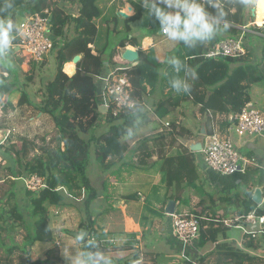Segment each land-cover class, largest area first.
I'll list each match as a JSON object with an SVG mask.
<instances>
[{
  "label": "trees",
  "instance_id": "trees-1",
  "mask_svg": "<svg viewBox=\"0 0 264 264\" xmlns=\"http://www.w3.org/2000/svg\"><path fill=\"white\" fill-rule=\"evenodd\" d=\"M90 1L95 7L92 13L86 17L80 12L74 17L63 11L56 3H51L50 0H11L10 9L5 8L8 0H0V16L10 17L14 23L13 10L19 6H26L21 12L30 15L41 13L45 8L50 9L49 32L53 37L62 39V44L55 56L56 72L53 78L38 90L40 100L37 104L30 100L26 89L19 84L17 71L4 66L0 59V67L3 70L0 71V100L5 94H11L19 88L18 104L32 105L40 113L48 114L59 133L55 146L48 143L39 146V153H34L31 157H29L30 150L35 147V144L24 136L18 137L19 149H15L12 144L8 147L0 146V180L3 182L8 180L11 185L0 196V264H68L60 256L57 245L48 247L41 259H31L30 250L36 242H50L53 239L50 228L51 207L73 205L66 200L70 198L82 200L87 209L90 205L92 206L97 191L91 184L88 169L91 161V146L94 150V161L103 171L116 163L142 169L159 166L167 186L185 182L187 185L196 187L195 180L198 174L195 152L183 147L174 154L166 155L164 152L166 136L163 135L145 137L134 147L128 148L127 144L121 142V138L126 134L127 129H134V126L139 124L144 117L143 112L132 113L124 109L116 116L111 115V108L105 113L100 112L101 99L97 95L96 77L100 74L105 61L113 66L119 64L118 62L127 64L120 58L117 46L123 47L126 42L136 46L137 41L135 37L126 38L113 44L109 50L108 44L105 43L91 53L88 44L95 46L99 40L98 27L94 20L100 16V10L95 6L96 0ZM69 2L72 5L76 0H69ZM218 2L223 4L228 12L230 27L226 31L230 35H236L240 30L236 27L244 24L245 0H218ZM141 14V8H139L134 15L124 20L128 25L129 21L139 19ZM251 21H254V18ZM70 29L72 32L69 34ZM251 29L254 31L263 29L261 33L264 34V28L253 25ZM218 41L219 36L216 35L205 47L204 44L194 49L184 46L187 56H181L179 59L187 66L189 74L187 80L191 90L181 94L182 97L190 98L201 113L210 112L228 116L225 125H221L225 128L230 123L229 116L235 115L250 100L249 89L252 84L264 78L259 69L260 62L253 63L250 52H245L244 55L234 59L223 56H204ZM76 54H80L81 58L76 65L75 73L68 75L63 71V65ZM261 54V59L264 60V39ZM148 58L149 52L139 50L138 64L130 67L123 65L124 67L120 69L115 67V73L125 72L128 75L132 85V98L140 106L144 79H150L151 76L146 74ZM28 63L29 69L24 73L26 81L32 80L35 65L40 64L32 59H29ZM4 71H6L5 74ZM182 73L185 77V73L183 71ZM10 75L14 78L8 79ZM101 90H104V87ZM169 96L171 97L172 94ZM161 105L157 106L155 111H160V114L164 115L168 112V108ZM100 115L103 121L109 124L108 129L99 135L90 134L87 139L81 137L78 123L81 122L80 129L85 132L92 126V119L91 121L87 119L92 117L95 122H98ZM179 129V131L183 130V128ZM153 156L156 159H153ZM109 157L112 158L107 164L108 161L106 163L105 160ZM30 175L40 177L43 186L37 190L27 188L23 179ZM19 180L23 182V195L27 199L25 207L17 197L16 185ZM251 190L252 187L246 186L245 193L236 192L215 198L212 193L197 187L201 198L198 206L190 213L197 218L199 224L197 246L203 248L209 243L215 244L217 260L223 264H259L262 261L260 256L250 254L247 249L261 251L264 247V233L255 238L249 234L245 235L243 248L235 247L225 241L230 228L243 224V218L248 212L254 210L256 214H262L251 199ZM127 198H133V196L128 195ZM169 198L177 200V197L169 195L164 202ZM233 218L237 220L231 226L223 224V220ZM19 229L24 233L21 240L17 241L15 238ZM135 234H124L126 237L118 241L120 249L126 251L125 255L129 253L127 249L133 252L137 250L138 240ZM92 235L98 237L100 234L90 228L88 240L105 257L111 259V254L118 252L117 249L109 251L101 249L106 248L108 244L118 242H108L99 246L91 240ZM16 252L22 254L18 262L12 259ZM181 264L192 263L184 260Z\"/></svg>",
  "mask_w": 264,
  "mask_h": 264
},
{
  "label": "crops",
  "instance_id": "crops-1",
  "mask_svg": "<svg viewBox=\"0 0 264 264\" xmlns=\"http://www.w3.org/2000/svg\"><path fill=\"white\" fill-rule=\"evenodd\" d=\"M51 3H56L63 11L68 13L69 15H72L74 17L78 16L80 14L81 9L83 6L82 0H76V2L72 5H70L69 0H50ZM79 2V3H78ZM96 4V7L100 10V16L96 18L95 23L98 27V19L104 18V26L107 28L109 24H114L117 26V24L120 22L121 26L119 29H127L129 30V35L126 36L127 39L131 37H135L137 41V45H131L129 42H126L125 46L120 47L117 46L118 49H123L126 47H132L134 49L143 50L146 52H149V58L146 60V62L149 64L148 67L146 66V74H150V79H144V87H143V97L141 99V111L143 112V119L139 122L137 126L145 125V123H149V120L151 118V114L154 116L151 120L153 124H157L160 126V129L157 132V135H163L166 136L164 139L165 142V148L164 152L166 155L174 154L178 150L182 149L183 147L188 148L196 141L202 140L204 136L209 133L212 129V124L217 123L219 125V128L221 132L225 133L227 127H222L221 125H225V121L228 116L221 115V114H212V113H201L199 111L198 106H195L192 103V100L190 98L182 97L183 92L177 93L175 92L169 84V81L173 78H175L177 75L183 77V73H175L172 66L168 63V59L171 57V55L168 52H165L164 50H158L155 48L156 41L153 38V33L149 32L144 34L141 39L136 36V30L131 29V23L138 21L143 18L145 14H147V10L142 6V0H96L94 2ZM82 5V6H81ZM125 5H130L131 7V14H127V17H131L134 15L139 8H141V17L139 19L129 21L128 25L126 24V21L121 17L118 12L125 10ZM26 6H19L13 10L14 18H15V24H17L23 17L29 15V13L21 12L22 9ZM111 7V9H110ZM77 9V15L73 12H71V9ZM95 8L92 6L89 10V14L92 13V9ZM103 8V9H102ZM50 10V9H49ZM250 11V8H248V13ZM247 8H244L243 14H244V20L247 19L246 15ZM120 18L122 20L120 21ZM251 20L248 22H245L243 25H249L251 24ZM242 25H238L236 28L240 29L239 32L236 34H241L244 32V35L252 34V39H256L259 37V42L256 44V46L249 44L245 47L246 52H250L252 54V62L256 63L259 61V69L260 72L264 78V60L261 59V46L264 39V34L261 33V30L254 31L251 29V26H247L244 30L241 29ZM264 27V26H263ZM99 28V27H98ZM118 29V30H119ZM115 31V30H114ZM158 34H160V31H158ZM153 35V36H152ZM218 35V34H217ZM223 35L219 36V40L229 36ZM122 38L118 41L126 39ZM60 42H62L61 38L56 37ZM117 41V42H118ZM150 41V42H149ZM255 41V40H254ZM115 42V43H117ZM149 42V44H148ZM114 43V44H115ZM210 42L204 43V47L207 46ZM148 44V45H147ZM88 47H95L93 44L89 43ZM120 47V48H119ZM155 49V50H154ZM211 49V48H210ZM209 49V50H210ZM95 51V50H94ZM119 51V50H118ZM19 51L13 50L9 56V62L11 65V69L15 70L16 67H19L20 64L23 63V60L17 56ZM93 53V52H92ZM51 55V54H50ZM56 56V52L54 53V57ZM187 54H184V57H186ZM16 57V59H15ZM22 57V56H21ZM49 58V57H48ZM70 62V61H69ZM128 63V62H127ZM139 61L137 62V64ZM118 66L123 65H111L108 64V62H104L103 68L100 71V74L96 77V85L101 84L102 88L105 82V79L107 77H110L111 73L114 71V68ZM132 66L130 63L127 64V67ZM1 68V67H0ZM76 71V69H75ZM73 72V74L75 73ZM189 74H187L186 79L188 78ZM98 79V82H97ZM101 87V86H100ZM24 88V87H23ZM25 89V88H24ZM19 91V88L17 89ZM172 94L170 97L169 95ZM99 98L101 99V103L99 106L103 105L105 101L103 90H100L99 93H97ZM179 99L177 100V96ZM5 94L3 97L8 101L6 103L7 110L10 107V110H8L7 114L2 118L3 122L6 124L3 127H11L8 126L7 123H11L16 119V114H14L17 110L18 102L10 101L12 99L9 98V96ZM249 96H250V102H252L255 106L258 108L264 109V80L255 82L252 84V86L249 89ZM29 97V96H28ZM171 98V99H169ZM178 102V104H177ZM161 104L167 106L168 112L164 115L160 114V111H155L157 106H162ZM27 104L20 105L26 106ZM27 107V106H26ZM151 112L149 113L148 110L151 109ZM188 109H191V111H188ZM6 110V111H7ZM104 111V110H103ZM100 111L102 113H105V111ZM12 115V116H11ZM192 117L190 121H188L187 117ZM171 117V118H170ZM169 118L166 121H163L162 119ZM186 119V120H185ZM184 120L188 124H184ZM207 120V123H206ZM32 122V121H31ZM29 122V123H31ZM168 122L169 126H166L165 123ZM30 124H27L28 127ZM202 125L204 126V130L206 134L203 136L200 131ZM222 127V128H221ZM11 128H15L12 126ZM31 128V127H30ZM179 128H183V130L179 131L180 134L183 133L184 139L179 142H181L178 146H173L174 143L170 144L169 142L166 143V139L170 137H176V135L173 133L174 130ZM16 129V128H15ZM139 134V133H138ZM18 136V135H16ZM233 142L235 143L236 147L238 148L240 154L246 158L249 159V162L240 163L241 170L234 174L232 176L231 180H228V177H225L223 175L214 173L207 169L203 163L202 160V153L195 152V160L198 161L199 165L197 168V178L195 180L196 187H192L191 185H187L185 182L181 183L180 185L172 184L167 186L164 181V175L162 170L159 168V166H155L149 169H139V177L137 178V173L133 170H129L126 166L127 165H121V163H116L115 165H110V167H107L106 170H104L103 178L100 181L99 188L95 189L97 191L96 196L94 197L92 201V223L94 222L95 217L97 216V222L93 223V229L99 228V231L108 232V230H112L113 228V216L114 215H123L124 219L126 220V223L131 219L132 225L131 227H125L123 232H126L125 235H128V233H136V239L138 240L137 244V251L141 254H133L134 256L132 259L127 260L126 264H181L183 261L177 260V253L180 252V254L184 255L185 259L191 261L192 264H196L194 262L195 258L202 256V254H198L200 249L194 245L191 241L185 242L182 247L183 251H180V249H177V246L179 243H182V241L176 237V235L173 233V229L171 226V216L169 214H166L164 209L165 205L168 202V200L173 198H169L166 202L165 198L169 195H172L174 197H177V200L175 201V210L174 213H180V210L186 211L188 210L190 213L192 209H194L196 206H198V202L200 201L199 194L197 192V187H201L205 192L207 193H216L217 196L220 195H228L230 194L229 186L231 187V181L233 185L239 184L241 182H244L247 184V187H252L250 196L252 195L253 189L255 187H260L262 189V200L257 205V209L262 211V214H264V132L262 134L256 135L254 137L250 138H240L236 134L231 133L230 134ZM145 137H153L150 135H145L143 137H137L136 140H133V146L131 145L130 148L134 147V145H137L139 140L144 139ZM179 138H176L178 140ZM173 140V138H172ZM123 141V137L121 138V142ZM170 146H173L171 150L173 152L171 153L168 151ZM128 147V148H129ZM193 152V151H191ZM112 157H109V161H111ZM153 159H156L155 156H153ZM129 166V165H128ZM191 191V192H190ZM128 195H132L133 198H127ZM197 198V199H196ZM186 200V202H184ZM68 206H70L68 204ZM183 207V209H182ZM192 207L191 209H189ZM59 208V207H58ZM57 210V208L55 209ZM54 213V212H53ZM160 213V214H156ZM52 215V214H51ZM139 215V217H143L144 219L147 218L146 215H153L158 217V221L160 217H165V220L160 223L159 225H156V221L152 222L153 224H147L150 226H154V228H150V232L153 234H158L160 237V240L163 241V245L169 248L172 251L164 252L162 249H156V245L153 244V247H148V244L150 242H146L145 235H148L146 229L148 226L144 222H140L136 216ZM163 215V216H159ZM123 219V220H124ZM136 219V220H135ZM124 220V222H125ZM151 220V218H150ZM228 220V219H225ZM224 221V220H223ZM225 225V223L223 222ZM232 225V224H231ZM230 226V225H226ZM241 226V227H240ZM102 227V228H101ZM155 227H157L155 229ZM237 228H242L241 232L244 236L243 239L245 241L246 237L245 235H248V230H254L253 227L245 226L244 224H241L239 226H236ZM233 226L230 228L228 232L231 231ZM94 229V230H95ZM154 230V231H153ZM146 231V232H145ZM227 232V237L225 241L229 242L230 235ZM244 232V233H243ZM124 235V236H125ZM121 237V238H124ZM126 237V236H125ZM59 242V251L62 258L69 264L68 260L65 258L64 254L67 255L66 248H64L63 244V235L60 237ZM55 237L53 235L54 240ZM56 240V239H55ZM43 242L48 247L52 245H56L55 242ZM65 240V239H64ZM222 239H220L221 241ZM142 241V242H141ZM41 244V246H44L42 242H36L35 248L38 247L37 244ZM61 243L63 244V247L61 246ZM33 245V249H34ZM215 246V244H213ZM238 247V246H235ZM244 244L242 247L243 248ZM215 249V247H214ZM35 250V249H34ZM122 250V249H120ZM69 251H74L73 249H70ZM130 253L133 250H128ZM250 254L258 255L262 258L264 255H259L264 253V247L261 251L258 252V250H248ZM144 252V253H143ZM184 252H186L184 254ZM262 252V253H260ZM127 253V255L129 254ZM203 257V256H202ZM261 264V262H259ZM264 264V262H263Z\"/></svg>",
  "mask_w": 264,
  "mask_h": 264
},
{
  "label": "rangeland",
  "instance_id": "rangeland-1",
  "mask_svg": "<svg viewBox=\"0 0 264 264\" xmlns=\"http://www.w3.org/2000/svg\"><path fill=\"white\" fill-rule=\"evenodd\" d=\"M254 2H255V0H245V7L244 8H247V13H248V8L251 9V7L254 5ZM83 6H84L83 8H85V10L81 9L80 12L87 17V16H89V10L92 7V2L90 0H84ZM95 6H96V4H95ZM110 9H111V7H110ZM71 12H73L77 15V9L73 8V9H71ZM246 17H247V19L244 20V23L248 22L254 18L250 11H249L248 15H246ZM95 20H96V18H95ZM121 20H122V18H120V21ZM97 22L99 25L98 26L99 27L98 28V39L99 40H98V44L95 45V47H92V48L89 47L91 49V53L92 52L94 53L95 52L94 50L96 48H100L105 43L108 44V50H109V48L115 42H117L119 39L125 38L130 33L129 30H127L126 28L125 29H123V28L119 29L121 26L120 22L117 24V26H115L114 24L113 25L109 24V26H107V28L104 26V23H105L104 18L98 19ZM260 27L264 28L263 26H260ZM132 28H133V30L137 31L136 36L140 39L146 33H149V32L153 33L154 36L153 35L152 36L156 41L155 48L158 50L161 49V50H164L165 52H168L171 55V57L179 58L181 56H184V54L186 52V49L184 48V46L177 44L175 42L169 41L166 38V36H164L163 34H158V31H160L159 24L155 20L154 17H151L148 14H145L142 19L135 21V22H132L131 23V29ZM71 32H72V30L70 29L68 33L70 34ZM242 33H244V32H242ZM69 34H68V36H69ZM227 34H229L227 31H222V32L218 33V36H223V35H227ZM252 36H253L252 34H247V35L243 34L242 35L243 43H244L245 47L248 44H249V46H251V45L256 46V44L259 42V40H258L259 37L256 40V39H252ZM117 49H118V47H117ZM118 50H119L118 54H120L121 50L120 49H118ZM18 55L19 56L16 55V57H18L19 59L21 58L23 60V63L20 64L19 67H16V69H15L17 71V78H18L17 80H18L19 84L26 89L30 100L34 104H37L38 101L40 100L39 95H38V90L43 88L45 83L47 81L51 80L53 78L55 72H56V60L54 57V52L50 56H48L49 58L47 60H45L44 62H42L40 64L35 65V68L33 71V78L30 81H26L25 75H24L25 71L27 69H29L27 67V65L29 64L28 63L29 57L22 52L18 53ZM16 57H15V59H16ZM70 62H71V60H70ZM1 63L6 67L11 68V65L9 62V57L7 59H1ZM118 63L119 64H117V65H125L126 67L128 64V63L127 64H121L122 62H118ZM38 65H40V66H38ZM118 68H122V66H118ZM1 70H2V68H0V71ZM63 71H64V65H63ZM5 73H6V71H4V74ZM65 73H67V72H65ZM67 74L72 75L73 73L72 74L67 73ZM94 77H96V76H94ZM11 78H14V76L10 75L8 77V79H11ZM107 79H109V77H107L105 79L104 84L106 83ZM97 82H98V79H97ZM101 89H102V85L98 84L97 85V91H98L97 93H99ZM8 96L10 99H12L10 101H13L14 103H16L15 101H17V102L19 101L20 92L15 91L11 94H8ZM26 106L20 107V105H18L17 110L14 113L17 116L16 119H14V121H12L11 123H7L8 126H11V127L14 126L16 128V130L18 131V134H17L18 136L10 137L9 145L12 144L15 146V149H19L20 144L17 143L19 136H24L27 139L32 140L35 144V147L32 150H30L29 157H31L34 153H39V149H38L39 146H43L47 143L51 146H55L57 144V138L59 137V133L56 130L54 123L48 114L40 113L32 105H26ZM8 110H10V107ZM8 110L6 111V114H7ZM151 110H152V108L149 109L148 112L150 113ZM188 111H191V109H188ZM101 117H102L101 115L98 117V118H100V120H98V122L97 121L95 122L92 117L87 119L88 121H91V119H92V126H91V128L87 129L85 132L81 131L82 130V129H80L81 122H79L78 123V129L80 130L79 131L80 136L87 139L90 136V134L99 135V134L103 133L104 131H106L109 127V124L107 123V121H103V119ZM153 117L154 116L151 114V118L149 120V123H145V125L141 124L140 126H137V125L134 126V130H135L134 135L128 136L125 134L124 136H122L123 142L125 144H127L128 147L129 146L131 147V145L133 146V143H134L133 140H136L137 137L141 138L145 135H150V136L157 135V132H159L158 130L160 129V126H158L157 124L151 123L152 122L151 119ZM191 118L192 117L188 116L187 117L188 121H190ZM168 119L169 118H165L162 120L166 121ZM185 120H184V124L187 125L188 121L186 122ZM7 121H5V122H7ZM80 121L83 122V120H80ZM5 122H3L1 120L2 124H6ZM29 122H31V123H29ZM27 124H30L29 126L31 128L28 127ZM3 126L4 125H2V127ZM173 133L176 135V137H170L169 136L166 139V143H168V142L170 144L174 143L173 146H178L181 143V142H179V140L182 141L184 139L185 135H183V133L180 134L178 129L174 130ZM172 138H173V140H172ZM176 138H179V139L176 140ZM8 146H6V147H8ZM173 146H170L168 151L173 152V150H171ZM90 153H91V161L88 165V169H89V176L91 179V184H92V186L99 188V184H100L101 179L103 178L104 171L94 161V150H93L92 146L90 148ZM108 160L109 159L107 158L105 160V162L107 163ZM195 163H196V166L198 168V165H199L198 161L195 160ZM126 167L129 170L135 171L137 173V178L139 177L138 167H135V166L132 167L130 165L126 166ZM232 176H225V177H228L227 179L231 180ZM229 182L231 183V187L229 186L230 193H236V192L240 193V194L245 193V188H246L247 184H245L244 182H241L239 184L233 185V183L231 181H229ZM10 186L11 185H10L8 180L5 182L0 180V196ZM16 186H17L16 189L18 191L17 197L19 198L21 204L25 207L27 205V199L23 195V188H22L23 182L21 180H19L17 182ZM217 195L218 194H216V193L213 194V196H215V198L217 197ZM66 200L69 202H72L73 205L69 204L70 206L64 205L60 208H58V207H51L50 208V228H51L52 236L54 235V237L56 239V240L54 239L55 241H57L59 243L60 239L58 238V236L60 237V235L61 236L63 235V239H62L64 241L63 244L66 243V245H64V248H66V249L69 248V250L72 248L75 252H79L80 251V245L77 244L76 241L74 240L75 234L80 232V231H86L89 235V229L93 227V223L94 222L96 223L98 218L96 216L94 219V222L92 223V206L91 205L89 206V209H87L88 207H86L84 205L82 200H79V199L74 200L71 198L66 199ZM56 208H57V210H55ZM191 208L192 207H190L189 209H191ZM182 209H183V207H182ZM87 212H89V213H87ZM179 214L185 216V215H190V212L188 210H186V211L180 210ZM146 216H147L146 219H144L142 216L139 217V215L136 216V218L140 222H144L146 224V226H148L146 231H149L150 228L151 229L154 228V226L153 227L150 226L153 224L152 222L156 221L157 222L156 225H159L160 223H162L165 220V217H168V216L160 217L159 221H158V217H156V216H153V215H146ZM150 218H151V220H150ZM123 219H124L123 215H114L113 219H112L113 228H112V230H108V232L99 231V228H97V229L94 228V229L100 235H103V236L108 235L109 238L118 239L117 240V242H118L121 239V237H123L124 234L126 233V232H123V233H121V232L124 231L125 227H131L132 221H133L130 219L126 223V220L124 219L125 220V222H124ZM147 224H150V225H147ZM156 228L157 227H155V229ZM241 229L242 228L239 229L237 227H233L231 229V231L228 232V234L230 235L229 242L233 246L242 247V245L244 243V239H243L244 236L242 235V232H241L243 229L242 230ZM23 233H24V231L19 229L18 234L16 235L15 239L17 241H20ZM147 234L148 235H145V237H144L146 239L145 241L148 243L151 241L150 244H148V247H153V244H154L157 247L156 249H162L164 252L172 251V249L170 250L169 248H167L166 246H164L162 244L164 240H162V239L160 240V238H159L160 236L158 234H156V232H155V234L154 233L152 234L149 231V232H147ZM54 240H52V244H53ZM57 242H55V243H57ZM184 243L185 242H182V243H179L178 245H176L177 249H180V251H183L182 247L185 246ZM192 243H194V245L196 244V246H197L196 240H193ZM42 244L44 246H41V244L39 243V244H37L38 247H36V248L34 245L35 250L33 249V247L31 248V250H30L31 259H33V260L38 259V258L41 259L44 257L48 246L46 244H44L43 242H42ZM63 244L61 243L62 247H63ZM117 244H108L106 248H101L102 250H107V251L117 249L118 252L111 254L110 260L112 261V264H126L127 260L132 259V257L134 256L133 253L137 254V255L141 254L140 252L135 250L134 252L132 251L128 255H125L126 251L120 250V247H121L120 242H118ZM57 246H59V244ZM49 247H51V246H49ZM185 253L186 252H184V254ZM260 253H262V252H260ZM59 254H60V251H59ZM177 254H178L177 260L184 261L185 256L180 254V252H178ZM198 254H202L203 257L199 256V257L195 258L194 262H196V264H223V262H219L217 260L218 258H217V254H216L215 249H214V245L211 243L207 244L204 247V249H200ZM20 255H22V254L19 252H16L13 254L12 259L14 260V262L19 261V258L21 257ZM260 255H264V254H260ZM262 257H263V260L261 261V264H263V262H264V256H262ZM217 262H219V263H217Z\"/></svg>",
  "mask_w": 264,
  "mask_h": 264
},
{
  "label": "built area",
  "instance_id": "built-area-1",
  "mask_svg": "<svg viewBox=\"0 0 264 264\" xmlns=\"http://www.w3.org/2000/svg\"><path fill=\"white\" fill-rule=\"evenodd\" d=\"M49 24L50 10L48 8H45L41 13L29 14L23 17L16 24L19 31L17 39L12 45V51H20L36 63L47 60L48 56L53 52L55 53L62 44L49 32ZM252 25L260 27L255 21H252L249 25H242L241 29L244 30L247 26ZM242 35L243 33L229 35L220 39L204 56H223L234 59L244 55L246 50ZM103 87L105 97L103 106L105 112L111 108L112 116L128 109V100H134L131 95L132 85L125 72L115 73L114 69ZM6 103L7 100L2 96L0 100V123L6 114L8 107ZM229 119L230 123L225 133L221 132L217 123L212 124L211 131L203 138L200 151L205 167L223 176L236 174L241 170V162H249V159L240 154L230 134H236L240 138H250L262 134L264 132V109L258 108L248 101L235 115H230ZM165 125L169 126V123L166 122ZM17 134L18 131L15 128L2 127L0 124V146H8L10 137H15ZM23 181L29 189L37 190L43 186L41 178L37 175L25 177ZM170 216L173 233L177 238L182 242L197 241L199 235L197 218L193 215L183 216L179 213H173ZM236 220V218H233L223 222L225 225H231ZM243 224L254 228V230H248V234L255 238L264 233V214H256L252 210L243 218ZM91 240L96 245L102 246L108 242L115 243L118 239L109 238L108 235H98V237L92 235ZM58 244L57 242L56 245Z\"/></svg>",
  "mask_w": 264,
  "mask_h": 264
},
{
  "label": "clouds",
  "instance_id": "clouds-1",
  "mask_svg": "<svg viewBox=\"0 0 264 264\" xmlns=\"http://www.w3.org/2000/svg\"><path fill=\"white\" fill-rule=\"evenodd\" d=\"M142 6L147 10V14L158 22L160 34L166 36L169 41L190 49L212 41L218 33L230 27L226 7L218 0H142ZM11 7L12 2L8 0L5 8ZM124 12L131 14L130 5H125ZM18 31L17 25L10 17L0 16V59L10 56ZM168 63L175 73L183 71L185 77L187 76V66L179 58L170 57ZM185 77L177 75L169 81L170 87L177 93L190 92L191 85ZM128 110L139 113L142 109L137 101L129 99ZM134 131L129 128L126 135L132 136ZM74 240L80 245V251L66 249L67 255L64 256L69 264H112L109 258L89 242L86 231L76 233Z\"/></svg>",
  "mask_w": 264,
  "mask_h": 264
},
{
  "label": "water",
  "instance_id": "water-1",
  "mask_svg": "<svg viewBox=\"0 0 264 264\" xmlns=\"http://www.w3.org/2000/svg\"><path fill=\"white\" fill-rule=\"evenodd\" d=\"M259 2H260V0H255L254 5L250 9V12H251V14H252L253 17H255V15H256V9L259 6ZM130 10H131V7H130ZM118 14L121 17H123V18H126L127 17V13H125V12L119 11ZM138 55H139L138 49H134L132 47H126V48L121 49L120 54H119V56H120V58L122 60L130 63L132 66H134V65L137 64V62H138ZM80 58H81V55L80 54H76L71 59V62L74 64V71L76 69V65L79 62ZM99 110L100 111L105 110L104 109V106L103 105L99 106ZM200 133L203 136L206 134L203 125L201 127ZM189 149L191 151H193V152H200L201 149H202V140H199V141L194 142L189 147ZM251 199L256 204H259L261 202V200H262V189L260 187H255L253 189V192H252V195H251ZM174 210H175V201L172 200V199H170L166 203L164 211H165L166 214L171 215V214L174 213Z\"/></svg>",
  "mask_w": 264,
  "mask_h": 264
},
{
  "label": "bare ground",
  "instance_id": "bare-ground-1",
  "mask_svg": "<svg viewBox=\"0 0 264 264\" xmlns=\"http://www.w3.org/2000/svg\"><path fill=\"white\" fill-rule=\"evenodd\" d=\"M254 21L257 25H260V26L264 25V0H260L259 2V6L256 9V15L254 17ZM64 71L69 74L70 73L72 74V72L74 71V64L72 62H66L64 64Z\"/></svg>",
  "mask_w": 264,
  "mask_h": 264
}]
</instances>
